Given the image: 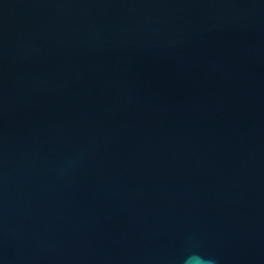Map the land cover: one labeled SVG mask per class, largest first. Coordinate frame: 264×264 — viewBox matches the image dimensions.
Wrapping results in <instances>:
<instances>
[{"label": "water", "instance_id": "95a60500", "mask_svg": "<svg viewBox=\"0 0 264 264\" xmlns=\"http://www.w3.org/2000/svg\"><path fill=\"white\" fill-rule=\"evenodd\" d=\"M0 264H264V0H0Z\"/></svg>", "mask_w": 264, "mask_h": 264}]
</instances>
